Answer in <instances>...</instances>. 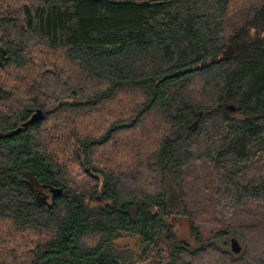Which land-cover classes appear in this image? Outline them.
<instances>
[{"label":"trees","instance_id":"16d2710c","mask_svg":"<svg viewBox=\"0 0 264 264\" xmlns=\"http://www.w3.org/2000/svg\"><path fill=\"white\" fill-rule=\"evenodd\" d=\"M6 192L32 211L0 204V264H121V234L162 264H264V0H0Z\"/></svg>","mask_w":264,"mask_h":264},{"label":"rangeland","instance_id":"374dc122","mask_svg":"<svg viewBox=\"0 0 264 264\" xmlns=\"http://www.w3.org/2000/svg\"><path fill=\"white\" fill-rule=\"evenodd\" d=\"M68 191L87 192L95 185V182L90 176H82L78 168H71L68 171ZM50 194L47 193V202H51ZM30 200L25 196H18L14 193L0 194V204L9 203L14 208L22 207L31 210ZM172 225L175 228L177 242L192 243V235L190 234V226L188 221L181 217L172 219ZM219 246L226 250H230L229 238L223 242L219 241ZM164 244L158 247L148 246L136 236L129 234H121L113 242L108 243L103 250V255L116 258L121 264H162L168 259Z\"/></svg>","mask_w":264,"mask_h":264},{"label":"water","instance_id":"95a60500","mask_svg":"<svg viewBox=\"0 0 264 264\" xmlns=\"http://www.w3.org/2000/svg\"><path fill=\"white\" fill-rule=\"evenodd\" d=\"M43 114L41 112V110L37 109L34 111V113L30 116V118L23 123L22 125L18 126L14 131H12L9 135H15L18 134L22 128H27L32 124L38 123L39 121H41L43 119ZM63 190L61 188H52L50 189V193H51V199L53 200V198L55 197H60L62 194ZM230 249L231 252L233 254H238L241 251V246L238 243V241L235 238L230 239Z\"/></svg>","mask_w":264,"mask_h":264},{"label":"flooded vegetation","instance_id":"af4514ba","mask_svg":"<svg viewBox=\"0 0 264 264\" xmlns=\"http://www.w3.org/2000/svg\"><path fill=\"white\" fill-rule=\"evenodd\" d=\"M50 197H51V196H50ZM50 197H49V198H50ZM50 200H51V199H50ZM46 202H47V201H46ZM29 203H30V202H29Z\"/></svg>","mask_w":264,"mask_h":264}]
</instances>
